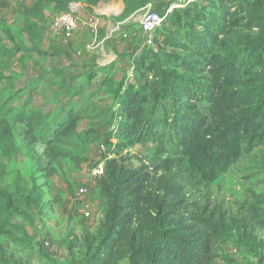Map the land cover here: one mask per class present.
I'll return each instance as SVG.
<instances>
[{"label": "trees", "instance_id": "obj_1", "mask_svg": "<svg viewBox=\"0 0 264 264\" xmlns=\"http://www.w3.org/2000/svg\"><path fill=\"white\" fill-rule=\"evenodd\" d=\"M124 1L122 19L151 2ZM58 2L34 0L24 10L26 29H37L29 21ZM10 4L0 0V9ZM181 4L170 11L174 3L167 4L153 46L145 42L139 53L127 54L134 82L110 73L85 94V85L98 75L91 71L81 85L82 99L55 126L47 123L50 115L35 109L10 107L2 113L0 107V148L8 143L16 150L20 132L28 156L34 158L33 148L42 143L50 163L67 159L78 170L88 145H104L102 171L94 178L103 216L95 229L84 228L82 238L67 240L69 264H76V248L83 264H242L226 245L263 264L264 192L252 191L237 212L206 193L264 146V0ZM20 51L28 53L0 48V74L1 61ZM101 88L114 94L113 103L91 110L98 124L81 130L84 112ZM81 101L84 109L78 108ZM136 144L149 146L131 168L124 152ZM39 200L36 185L22 201L0 186V236L15 229L27 237L24 225L11 219L28 220L23 204L36 206ZM41 252L48 264H58ZM0 264H6L2 254Z\"/></svg>", "mask_w": 264, "mask_h": 264}, {"label": "rangeland", "instance_id": "obj_2", "mask_svg": "<svg viewBox=\"0 0 264 264\" xmlns=\"http://www.w3.org/2000/svg\"><path fill=\"white\" fill-rule=\"evenodd\" d=\"M172 2L176 6L186 0H151L149 8L163 15L167 4ZM33 3L34 0H11L9 8L0 9V48L28 49L27 54L20 51L12 59L4 58L1 61L0 107H3L2 113L10 107L35 109L50 115L47 123L55 126L56 120L67 112L68 106L77 105V101L82 99L80 95L83 94H79L81 85L86 83V75L90 71L82 65L96 56L106 35L110 40L119 35L122 28L126 37L122 38V42L117 41L122 43V47H126L125 43L130 46L126 52L128 55L134 53L136 48L145 46L146 34L140 28L145 8L121 22L118 13L122 5L125 6L124 0L123 3L121 0H98L96 4L91 0H59L57 6L48 5L42 17L29 21L28 25L36 23L41 31L34 26L28 31L24 10ZM61 13H72L78 19L79 26L75 31L57 32L52 27L53 18ZM92 17L100 18L102 24L110 20L114 28L108 33L100 23L95 34L89 26ZM105 47L107 49L108 44ZM128 55L121 58L122 67L117 68L116 73L119 79L126 75L128 81L134 82ZM98 82L99 79L85 85L84 93L93 91ZM99 92L92 99L90 109L84 112L81 130L98 124L91 118L96 110H91L107 109L113 103L114 94L107 88H101ZM83 104L84 101H81L78 108L84 109ZM16 143L17 149L14 151H10L8 143L0 148V186L22 201L36 185L40 200L36 206L23 204L28 220L24 221L23 217L11 219L16 225H24L27 237L15 229L11 235L0 236V254L6 264H48L42 250L58 264H69L73 256L67 249V240L82 238L84 228L95 229L103 216L102 196L94 178L102 171L104 145L101 141L88 145L86 161L80 169L72 170L67 159L50 163L43 155L45 147L42 143L33 148L34 158L28 156L20 132ZM148 146L136 144L126 150L124 155L129 158L126 164L135 167L139 155ZM208 190L204 193L211 195L231 212H237L246 200H250L252 191L264 192V146L245 156L211 184ZM225 250L238 263L257 264V259L248 257L231 245H226ZM75 259L76 264H83L79 248L75 250Z\"/></svg>", "mask_w": 264, "mask_h": 264}, {"label": "crops", "instance_id": "obj_3", "mask_svg": "<svg viewBox=\"0 0 264 264\" xmlns=\"http://www.w3.org/2000/svg\"><path fill=\"white\" fill-rule=\"evenodd\" d=\"M121 1L123 3V0H121ZM124 8H125V6L122 5V10H121V12L118 13L119 16L123 12ZM130 17H128V18H130ZM128 18H126V19H128ZM126 19H122L121 22H124ZM121 22H119V23H121ZM102 25L105 26L108 33L110 30H112L114 28L113 27L114 25H112V22L110 20L108 22H103ZM115 29H117V28H115ZM120 33H118L119 35H116L115 37H112V39H110L111 42L113 41L114 43L113 42L110 43L109 42L110 40L107 39L108 35H106V37L104 38V41H102V43H100L101 44L99 46L100 51L96 52V56H93L91 61H88L86 65H82V66H84L83 68H87L88 70H90V71H88L86 78L88 77V74L94 70V71H96V73L98 75L93 81L98 80V79L100 80V78L102 76H106L110 73L115 74V77L117 79H119L116 71H117V68L122 67V63H121L122 57H120V55L121 54H125V55L128 54L126 52H127V49L130 48V46L127 45V43H125L126 47H122V45H121L122 43H120V42H122V38L126 37V34H124L125 32L122 31V28L120 29ZM117 40H119L120 42ZM106 44H108L107 49L105 47ZM140 49L141 48H136L135 49L136 53H139ZM135 51H133V52H135ZM80 96L82 97V95H80Z\"/></svg>", "mask_w": 264, "mask_h": 264}, {"label": "built area", "instance_id": "obj_4", "mask_svg": "<svg viewBox=\"0 0 264 264\" xmlns=\"http://www.w3.org/2000/svg\"><path fill=\"white\" fill-rule=\"evenodd\" d=\"M199 0H186L185 3L181 5H186L187 3L197 2ZM148 5L145 8V12L141 16L140 28L141 31L146 34L145 42L148 45L153 44V32L161 25L163 17L159 12L151 10ZM174 6H171L168 11L172 10ZM101 21L100 18L92 17L89 20V26L95 34L98 33V28ZM79 26L78 19L72 13H61L53 18L52 27L57 32L71 33L75 31Z\"/></svg>", "mask_w": 264, "mask_h": 264}]
</instances>
